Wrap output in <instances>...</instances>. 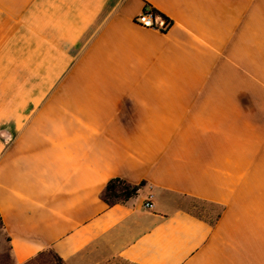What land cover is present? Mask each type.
Returning a JSON list of instances; mask_svg holds the SVG:
<instances>
[{
	"label": "crops",
	"instance_id": "1",
	"mask_svg": "<svg viewBox=\"0 0 264 264\" xmlns=\"http://www.w3.org/2000/svg\"><path fill=\"white\" fill-rule=\"evenodd\" d=\"M0 217L18 264H264V0H0Z\"/></svg>",
	"mask_w": 264,
	"mask_h": 264
},
{
	"label": "rangeland",
	"instance_id": "2",
	"mask_svg": "<svg viewBox=\"0 0 264 264\" xmlns=\"http://www.w3.org/2000/svg\"><path fill=\"white\" fill-rule=\"evenodd\" d=\"M186 206L193 209L196 214L204 218L214 219L219 212V209L208 204L194 201H186ZM15 259L10 256L9 244L6 241L5 235L0 231V264H15ZM31 264H128L125 261L117 258L113 253L110 252L107 245L100 244L95 248L86 251L78 262L72 263H59L55 261L50 252Z\"/></svg>",
	"mask_w": 264,
	"mask_h": 264
},
{
	"label": "trees",
	"instance_id": "3",
	"mask_svg": "<svg viewBox=\"0 0 264 264\" xmlns=\"http://www.w3.org/2000/svg\"><path fill=\"white\" fill-rule=\"evenodd\" d=\"M155 11V10H154ZM163 20L166 22H170L167 18H165L163 15H161L159 12L155 11ZM144 186V183H141L140 185H131L127 183L126 181H123L121 179H112L108 182L106 187L104 188L101 199L104 201L109 207L115 206L117 204H123L129 201L130 199L136 197L139 193V191ZM0 231H2L5 235L6 241L9 244V252L10 256H13L12 248L10 245V239L7 237L6 233L4 232V227L2 223V219L0 217ZM52 256V258L59 262L64 263L53 251L48 250ZM47 252V251H46ZM46 252L40 253L36 257L32 258L31 260L25 262L24 264H31L33 261L37 260L38 258L44 256ZM15 264H18L15 262Z\"/></svg>",
	"mask_w": 264,
	"mask_h": 264
},
{
	"label": "built area",
	"instance_id": "4",
	"mask_svg": "<svg viewBox=\"0 0 264 264\" xmlns=\"http://www.w3.org/2000/svg\"><path fill=\"white\" fill-rule=\"evenodd\" d=\"M135 23L141 27L160 32H167L171 27L170 22H166L153 9L147 7L136 18ZM143 207L146 210H151L153 209V204L151 201H146Z\"/></svg>",
	"mask_w": 264,
	"mask_h": 264
}]
</instances>
